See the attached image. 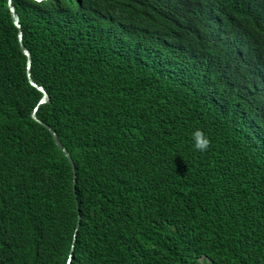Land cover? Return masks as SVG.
I'll return each instance as SVG.
<instances>
[{"label":"trees","instance_id":"obj_1","mask_svg":"<svg viewBox=\"0 0 264 264\" xmlns=\"http://www.w3.org/2000/svg\"><path fill=\"white\" fill-rule=\"evenodd\" d=\"M11 3L0 264H264V0Z\"/></svg>","mask_w":264,"mask_h":264},{"label":"water","instance_id":"obj_2","mask_svg":"<svg viewBox=\"0 0 264 264\" xmlns=\"http://www.w3.org/2000/svg\"><path fill=\"white\" fill-rule=\"evenodd\" d=\"M8 8H9V12H10V16H11L12 22L17 28V37H18L20 49H21L22 53L25 55V58H26V75H27L28 81L30 82V84L32 86L36 87L41 92V97L39 98V100L37 102V105L35 107H33V109L31 110L30 115L35 121L39 122L40 124L45 126L48 130H50L52 138L54 140V143L56 144V146L63 152V154L68 159V161H69V163L71 165V168H72L73 175H74V167H73V163H72L71 157L68 154V151L62 145V143L59 141V139L57 138L54 130H52L48 125L43 123L36 116L37 106L41 105V104H43L45 102H49V95H48L46 90L41 85H39L36 82H34L33 79L31 78V74H30L31 56H30V52H29V50L26 48V46L22 42V32H21V28H20L19 16H18L13 4L11 3V0H8Z\"/></svg>","mask_w":264,"mask_h":264},{"label":"clouds","instance_id":"obj_3","mask_svg":"<svg viewBox=\"0 0 264 264\" xmlns=\"http://www.w3.org/2000/svg\"><path fill=\"white\" fill-rule=\"evenodd\" d=\"M42 2V0H38ZM193 141V147L196 151L205 152L211 146V138L203 131V129L197 128L191 133Z\"/></svg>","mask_w":264,"mask_h":264}]
</instances>
